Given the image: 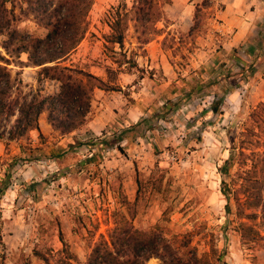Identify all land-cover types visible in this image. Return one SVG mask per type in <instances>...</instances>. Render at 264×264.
<instances>
[{
	"label": "rangeland",
	"instance_id": "obj_1",
	"mask_svg": "<svg viewBox=\"0 0 264 264\" xmlns=\"http://www.w3.org/2000/svg\"><path fill=\"white\" fill-rule=\"evenodd\" d=\"M108 1L95 0L89 30L63 65L112 80L122 90L95 89L86 124L71 133L54 128L44 112L39 129L9 143L0 139V176L9 183L0 202V264H57L61 233L83 264L117 216L130 217L129 203L135 204L134 225L172 238L181 256L264 264L263 217L244 216L261 210L249 207L243 193L236 197L239 164L226 163L250 112L264 102V7L250 27L241 28L246 35L238 42L235 29L220 28L223 0H202L208 7L194 10L199 28L193 34L158 37L157 23L160 33L149 35L143 54L134 1ZM118 10H132L122 51L133 55L134 67H118L120 48L112 50L105 39ZM16 13L19 28L46 35L32 15L19 8ZM9 67L24 93L59 91L58 81L39 76L41 67ZM108 67L116 72L108 74ZM14 119L4 117L0 133L7 134ZM118 136L113 148L100 145ZM160 262L153 257L147 264Z\"/></svg>",
	"mask_w": 264,
	"mask_h": 264
},
{
	"label": "trees",
	"instance_id": "obj_2",
	"mask_svg": "<svg viewBox=\"0 0 264 264\" xmlns=\"http://www.w3.org/2000/svg\"><path fill=\"white\" fill-rule=\"evenodd\" d=\"M133 1L135 28L145 54V45L151 41L149 35L160 33L156 25L164 17L162 5L170 0ZM94 2L95 0H0V121L4 117H15L8 133H0L2 141L9 143L39 129V117L44 112L54 128L63 133H71L86 124L95 89L122 90L112 80H105L83 68L63 65L89 30V12ZM17 8L22 14L32 15L37 25L47 30L46 35L38 36L19 28L18 22L22 17L16 13ZM199 8H196V12H199ZM131 11L122 14L118 10L110 25L111 33L105 36L112 50L115 45L120 48L115 51L114 60L118 67L135 66L133 55L127 57L122 51L128 23L132 20L129 17ZM198 28L199 25L193 24L190 33L193 34ZM22 53L28 54L27 61L21 60ZM10 64L41 67L39 76L58 81L59 91L43 94L39 89L24 93L21 84L15 83L16 79L12 77ZM106 70L110 75L116 72L110 67ZM215 103L218 101L212 105L213 111L218 109ZM247 122L226 163L236 161L239 164L235 182L240 181V185L234 192L236 197L243 193L249 207L261 210L260 215L254 212L244 216H261L264 221V151H255L256 148L264 147V102L252 109ZM121 139V136L101 139L100 145L105 149L113 148L114 143ZM118 148L121 149L119 145ZM247 150L250 152L247 153ZM249 160L251 163L248 166ZM137 182L138 191H141L142 180L138 178ZM222 183L226 184L225 177ZM8 186L5 177L0 176V202ZM133 205L135 204L129 203L130 217L120 213L108 237L101 236L93 244L83 264H147L153 257L159 258L160 264H210L208 259L199 257L194 252L189 256H181L172 238H167L156 230L145 231L136 227L133 223L135 211L131 213ZM242 229L245 228L242 226ZM60 235L64 247L57 264H77L69 243L62 233ZM243 240L245 241L244 237ZM38 255L45 258L41 253Z\"/></svg>",
	"mask_w": 264,
	"mask_h": 264
},
{
	"label": "crops",
	"instance_id": "obj_3",
	"mask_svg": "<svg viewBox=\"0 0 264 264\" xmlns=\"http://www.w3.org/2000/svg\"><path fill=\"white\" fill-rule=\"evenodd\" d=\"M116 1L119 0H109L107 3H115ZM222 2L225 8L220 12V28L226 31L235 29L236 34H234L233 39H244L246 32L241 28L250 27L253 23L252 20L258 18L264 7V0H223ZM162 7L164 17L158 22V26L163 34H159L158 37H165L170 33L174 34L175 31H190L194 24V10L197 7L208 6H204L202 0H170V2H164ZM246 17L251 21L245 19ZM239 33L241 35L237 37ZM237 41L241 42L242 40L237 39ZM147 44H151V42ZM156 55L157 53L150 52V56Z\"/></svg>",
	"mask_w": 264,
	"mask_h": 264
}]
</instances>
